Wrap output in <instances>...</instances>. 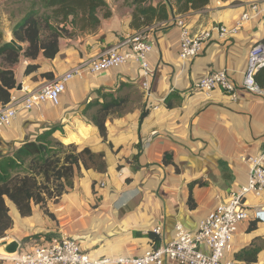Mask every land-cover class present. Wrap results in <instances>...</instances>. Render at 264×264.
I'll return each instance as SVG.
<instances>
[{
  "label": "crops",
  "instance_id": "0c3cea01",
  "mask_svg": "<svg viewBox=\"0 0 264 264\" xmlns=\"http://www.w3.org/2000/svg\"><path fill=\"white\" fill-rule=\"evenodd\" d=\"M104 2L95 29L60 25L66 34L58 39L52 60L21 56L13 67L16 88L9 105L18 112L9 127L0 129V158L52 130L60 143L104 153L106 162L103 174L81 169L73 188L46 204L49 215L34 206L30 216L21 217L7 202L12 227L0 247L18 243L14 255L44 241L70 238L95 259L142 257L170 241L176 225L197 230L230 192L246 186L250 166L245 159L264 149V94L257 97L240 87L249 50L264 41V0H210L203 11L175 16L168 9V20L153 19L143 29L133 26L139 23L131 1ZM161 3L151 0L148 5L157 8ZM22 17L0 16L3 42L12 38V28ZM178 19L191 35L211 31L210 42L194 60L178 56ZM219 26L226 28L224 35L214 29ZM140 32L148 33L152 44L146 71L129 62L99 75L89 73L90 61ZM27 66L36 69L26 75ZM216 71H225L235 84V98L197 91L195 85ZM45 74L53 78L47 80ZM67 74L57 106L43 103L30 112L20 109L28 93ZM255 79L264 93V70ZM101 94L125 100L121 110L106 119V142L82 115ZM194 182L203 185L190 188ZM245 205L249 220L237 228L226 257L244 264L234 259L235 254L254 245L259 254L252 264H264V225L252 218L264 209V192L248 194ZM155 228L161 229L160 236L154 235ZM12 256L0 250V264H11Z\"/></svg>",
  "mask_w": 264,
  "mask_h": 264
},
{
  "label": "trees",
  "instance_id": "16d2710c",
  "mask_svg": "<svg viewBox=\"0 0 264 264\" xmlns=\"http://www.w3.org/2000/svg\"><path fill=\"white\" fill-rule=\"evenodd\" d=\"M134 6L133 18L139 23L133 26L143 29L156 21L168 20V9L173 15H183L190 11H203L210 0H161L153 8L151 0H129ZM38 6V7H37ZM104 0H37L30 10L12 28L13 40L23 47L20 52L16 47L3 42L0 32V104L7 105L11 92L16 88L13 67L21 56L35 60L39 56L52 60L58 52V39L66 34L60 25H71L81 31L93 30L99 25L97 12L105 8ZM42 10L43 13H40ZM106 16V15H105ZM142 21L139 22V20ZM135 24V25H134ZM36 69L27 66L25 74ZM47 80L51 74L43 75ZM101 98L102 102H99ZM125 100L113 94H101L88 103L82 115L93 124L103 142H106V119L110 114L121 110ZM168 106V105H167ZM146 115L143 112L141 118ZM53 131H47L32 141L24 142L11 155L0 158V240L12 227L7 202H10L21 217L31 215L34 206H40L49 215L46 204L57 202L73 188L75 177L81 169L103 174L106 171L104 153L93 152L89 148L78 149L64 145L52 137ZM163 158V163L169 161ZM202 186L203 183L194 182ZM252 228V227H251ZM149 237L155 240L153 234ZM259 249L254 245L243 248L235 254V260L244 264L256 262Z\"/></svg>",
  "mask_w": 264,
  "mask_h": 264
},
{
  "label": "built area",
  "instance_id": "2783aa9c",
  "mask_svg": "<svg viewBox=\"0 0 264 264\" xmlns=\"http://www.w3.org/2000/svg\"><path fill=\"white\" fill-rule=\"evenodd\" d=\"M253 10L255 6L251 7ZM242 19H247L246 15ZM175 26L180 29V46L178 56L183 61L194 60L211 40V31L191 35L183 20L178 19ZM219 35L226 33L223 26L215 27ZM152 48L149 34L140 32L126 38L117 47L101 53L87 64L92 75H99L111 69L136 62L139 69H148L145 60ZM264 70V41L251 47L247 54L246 66L240 83L245 92L263 96V90L256 83V75ZM70 78L67 74L60 80L45 83L39 90L28 93L20 105L22 111L30 112L35 107L50 103L57 106L65 91V83ZM146 88V83H144ZM195 88L205 96L214 91L235 98L236 86L225 71H216L199 81ZM11 101V99H10ZM10 103V102H9ZM9 104H0V129L9 127L17 116ZM250 166V175L246 186L230 192L227 199L220 203L213 212L190 232L181 225L174 227V237L159 248L147 252L139 258L110 260L107 258H92L82 251L79 244L70 238L44 241L33 245L28 250H21L9 257L11 264H238L226 257L231 242L239 225L249 220L245 205V197L250 194L264 192V149L257 156L245 159ZM254 221L264 225V209L253 213ZM154 235L160 236L161 229L155 228Z\"/></svg>",
  "mask_w": 264,
  "mask_h": 264
},
{
  "label": "rangeland",
  "instance_id": "374dc122",
  "mask_svg": "<svg viewBox=\"0 0 264 264\" xmlns=\"http://www.w3.org/2000/svg\"><path fill=\"white\" fill-rule=\"evenodd\" d=\"M32 4L33 0H0V16L5 15L8 20L24 16Z\"/></svg>",
  "mask_w": 264,
  "mask_h": 264
},
{
  "label": "water",
  "instance_id": "95a60500",
  "mask_svg": "<svg viewBox=\"0 0 264 264\" xmlns=\"http://www.w3.org/2000/svg\"><path fill=\"white\" fill-rule=\"evenodd\" d=\"M8 42L9 43H11V44H13L15 47H16V49L18 50V51H20V52H22L23 51V47L21 46V45H19V44H17L14 40H13V38H10L9 40H8ZM21 89V87L20 86H17V90H20ZM18 243H16V242H11V243H9V244H2L1 245V247H0V250L3 252V253H6L7 255H14L15 254V252L17 251V249H18Z\"/></svg>",
  "mask_w": 264,
  "mask_h": 264
}]
</instances>
